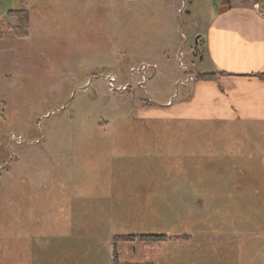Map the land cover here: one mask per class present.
I'll return each mask as SVG.
<instances>
[{
    "label": "rangeland",
    "instance_id": "obj_1",
    "mask_svg": "<svg viewBox=\"0 0 264 264\" xmlns=\"http://www.w3.org/2000/svg\"><path fill=\"white\" fill-rule=\"evenodd\" d=\"M206 1H180L189 70L164 52L149 96L84 82L109 72L124 81L131 65L151 63L141 54L165 26L164 3L0 8V264H264V166L204 155L211 137L215 149L236 150L230 131L170 118L156 104L166 78L176 93L201 70L190 50L194 22L202 30L217 4ZM125 233L170 239L117 238Z\"/></svg>",
    "mask_w": 264,
    "mask_h": 264
},
{
    "label": "crops",
    "instance_id": "obj_2",
    "mask_svg": "<svg viewBox=\"0 0 264 264\" xmlns=\"http://www.w3.org/2000/svg\"><path fill=\"white\" fill-rule=\"evenodd\" d=\"M38 1L42 0H0V8L4 10L3 5L14 2L20 3L21 7L29 12L33 9L31 6ZM114 1L127 4L141 3L151 7L153 5L156 10L164 3L167 13L165 26L154 34L155 45L147 47L148 53L141 54L143 57L150 56L151 63H146L155 65L148 84L157 73L158 62H161L164 52L174 51L173 56L176 60L177 49L187 41L186 35V39L182 40L181 27L178 24V17L182 13L181 0ZM261 1L263 0H217V4L205 13L207 18L202 30H199L194 22V43L190 54L203 64L201 70L193 72L196 74L195 81L183 85L182 90L172 93L170 80L166 78V87L155 89V93L162 101L154 102L149 98L152 103H159L158 106H161L170 118L193 121L201 128L203 125L205 127L207 121L216 132L222 128L229 130L228 139L233 140L237 149L225 152L215 149L214 147H221L220 139L216 143L215 138L211 137L203 148L212 145L213 149H203L204 155H215L216 159L224 157L226 161L239 164L243 161L244 167L250 171L255 169L253 161L258 162L261 167L264 166V18L254 6ZM209 3L207 0L205 4ZM9 10L19 9L9 8L4 10L5 13L0 12V15H3L2 13L8 15ZM184 11L189 13L188 9ZM196 36H199L198 42L195 41ZM195 43L197 47H194ZM158 71L161 72V69ZM203 73L212 76L197 77ZM90 79L91 76L85 79L84 83ZM147 92L149 95L148 90ZM240 138L245 140L244 145ZM231 168L236 169L237 165Z\"/></svg>",
    "mask_w": 264,
    "mask_h": 264
},
{
    "label": "built area",
    "instance_id": "obj_3",
    "mask_svg": "<svg viewBox=\"0 0 264 264\" xmlns=\"http://www.w3.org/2000/svg\"><path fill=\"white\" fill-rule=\"evenodd\" d=\"M255 9L257 12L264 18V0L260 3H256ZM183 11V5L180 12ZM180 36L182 39H186L185 34L180 31ZM183 44L177 49L175 58L177 60L178 66L183 70H189L188 66L184 63V52L182 50ZM155 69V65L140 61L135 65H131L127 70V79L124 81H119L118 76L109 72L107 74H103L101 76H91V79L96 77H100L105 81V85L110 92H128L133 88L141 89L148 95L147 92V82L151 76V71ZM91 79L87 82V85L91 81ZM196 74L193 72H188L184 79H181L177 82L178 85H186L190 82L195 81ZM149 96V95H148ZM170 102V101H169ZM7 141H13L16 144H22L24 142L23 137L18 134H10L7 136ZM6 164V163H5ZM4 165H0V168H3Z\"/></svg>",
    "mask_w": 264,
    "mask_h": 264
},
{
    "label": "trees",
    "instance_id": "obj_4",
    "mask_svg": "<svg viewBox=\"0 0 264 264\" xmlns=\"http://www.w3.org/2000/svg\"><path fill=\"white\" fill-rule=\"evenodd\" d=\"M18 11L20 10H9L8 11V15H14L16 14ZM212 76V74H209V73H203V74H198L197 77L198 78H210ZM117 238L118 239H127V240H130V241H134V240H169L170 239V236H167L163 233H140V234H128V233H125V234H119L117 235ZM113 264H116L115 263V260L113 262ZM118 264V263H117ZM129 264H136V263H129ZM142 264H150V263H142Z\"/></svg>",
    "mask_w": 264,
    "mask_h": 264
},
{
    "label": "water",
    "instance_id": "obj_5",
    "mask_svg": "<svg viewBox=\"0 0 264 264\" xmlns=\"http://www.w3.org/2000/svg\"><path fill=\"white\" fill-rule=\"evenodd\" d=\"M198 38H199V36H196V37H195V41H196V42H198ZM194 47H197V43L194 44Z\"/></svg>",
    "mask_w": 264,
    "mask_h": 264
}]
</instances>
